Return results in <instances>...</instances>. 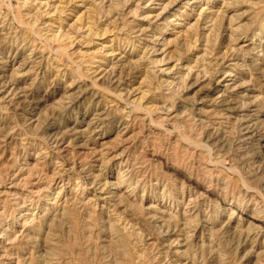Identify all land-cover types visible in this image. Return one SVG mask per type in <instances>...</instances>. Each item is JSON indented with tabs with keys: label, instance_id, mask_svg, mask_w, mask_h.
<instances>
[{
	"label": "rangeland",
	"instance_id": "rangeland-1",
	"mask_svg": "<svg viewBox=\"0 0 264 264\" xmlns=\"http://www.w3.org/2000/svg\"><path fill=\"white\" fill-rule=\"evenodd\" d=\"M0 264H264V0H0Z\"/></svg>",
	"mask_w": 264,
	"mask_h": 264
}]
</instances>
